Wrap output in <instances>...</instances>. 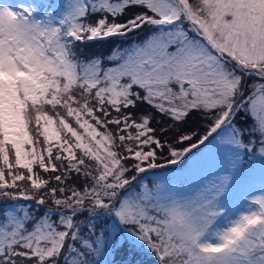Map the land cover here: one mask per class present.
<instances>
[{"label":"snow or ice","instance_id":"obj_1","mask_svg":"<svg viewBox=\"0 0 264 264\" xmlns=\"http://www.w3.org/2000/svg\"><path fill=\"white\" fill-rule=\"evenodd\" d=\"M0 264H264V0H0Z\"/></svg>","mask_w":264,"mask_h":264},{"label":"trees","instance_id":"obj_2","mask_svg":"<svg viewBox=\"0 0 264 264\" xmlns=\"http://www.w3.org/2000/svg\"><path fill=\"white\" fill-rule=\"evenodd\" d=\"M101 51H102L103 54H107L108 51H109V49H108L107 47H105V48H103ZM202 150H203V149H201L200 151H202ZM196 153H198V152H197L196 150H194L192 154H196ZM192 154H191V155H192ZM191 155H190V156H191ZM190 156H189V157H190ZM189 157L185 160L184 164H181V165H180V168H183L185 164H188V163H189ZM177 171H178V169H169V173H168V174H169V175H178L179 173H178Z\"/></svg>","mask_w":264,"mask_h":264},{"label":"rangeland","instance_id":"obj_3","mask_svg":"<svg viewBox=\"0 0 264 264\" xmlns=\"http://www.w3.org/2000/svg\"><path fill=\"white\" fill-rule=\"evenodd\" d=\"M17 2H24V3H27V0H17ZM203 151V150H202ZM201 151V152H202ZM199 157V153H196V154H192L190 157H189V162H192L194 158H198ZM179 173V170L177 171Z\"/></svg>","mask_w":264,"mask_h":264}]
</instances>
